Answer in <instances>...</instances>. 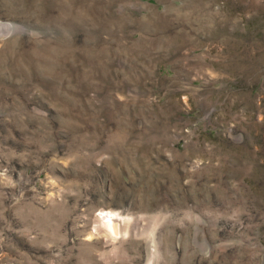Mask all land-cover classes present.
Wrapping results in <instances>:
<instances>
[{
    "label": "rangeland",
    "instance_id": "1",
    "mask_svg": "<svg viewBox=\"0 0 264 264\" xmlns=\"http://www.w3.org/2000/svg\"><path fill=\"white\" fill-rule=\"evenodd\" d=\"M0 264H264V0H0Z\"/></svg>",
    "mask_w": 264,
    "mask_h": 264
},
{
    "label": "bare ground",
    "instance_id": "2",
    "mask_svg": "<svg viewBox=\"0 0 264 264\" xmlns=\"http://www.w3.org/2000/svg\"><path fill=\"white\" fill-rule=\"evenodd\" d=\"M109 216V217H108ZM103 220H102V224L104 225L105 229L110 232V233H117L118 230V225H116L113 221V219L110 217V215H103ZM116 221V220H115ZM105 230V231H106ZM113 235V234H110ZM117 235V234H116Z\"/></svg>",
    "mask_w": 264,
    "mask_h": 264
}]
</instances>
